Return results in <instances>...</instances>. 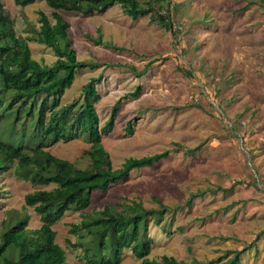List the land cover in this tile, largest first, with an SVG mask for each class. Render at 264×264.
<instances>
[{"label": "rangeland", "instance_id": "1", "mask_svg": "<svg viewBox=\"0 0 264 264\" xmlns=\"http://www.w3.org/2000/svg\"><path fill=\"white\" fill-rule=\"evenodd\" d=\"M1 3L25 38L40 29L39 12H53L45 2ZM157 11L170 17L172 30L151 15L133 20L120 5L91 16L60 11L78 60L99 65L76 75L62 104L78 99L91 78L102 76L95 106L103 127L115 104L141 87L137 97L123 99L115 129L103 137V145L115 169L129 158L168 150L171 155L132 171L107 192H94L88 209L67 212L53 226L56 242L69 264H86L72 225L81 224L83 215L108 206L121 210L120 204L135 200L148 209L162 203L173 213L165 220L171 234L151 222L150 259L169 256L193 264L225 261L229 252L243 251V264H264V0H165ZM29 46L41 63L57 60L51 48L33 41ZM130 66L145 73L137 77ZM177 144L192 151L175 152ZM89 148L81 138L48 150L86 169ZM52 188L18 180L13 170L0 176V232L6 231L5 223L22 217L29 230L40 228L41 218L26 206L25 197ZM7 256L18 259L19 251ZM121 264L143 263L126 249Z\"/></svg>", "mask_w": 264, "mask_h": 264}, {"label": "trees", "instance_id": "2", "mask_svg": "<svg viewBox=\"0 0 264 264\" xmlns=\"http://www.w3.org/2000/svg\"><path fill=\"white\" fill-rule=\"evenodd\" d=\"M165 0H16L26 7L45 2L51 16L39 12L40 29L34 36H19L13 20L0 0V176L13 170L18 180L34 187L54 186L51 190H36L26 195L25 204L40 216L42 226L29 230L27 218L8 225L0 232V264H69L66 251L56 242L53 226L70 211H84L92 202L94 192H107L113 185L127 179L134 170L149 168L167 159L171 150L140 159L129 158L115 169L103 137L110 135L116 124L123 99L137 97L142 88L121 98L114 106L107 123L100 127L96 103L101 100L97 85L102 76L91 78L82 95L63 105L65 92L76 75L87 68H98L95 63L78 60L69 36V23L60 11L91 16L120 5L133 20L151 15L154 22L166 30L173 23L168 15L157 11ZM29 41L51 48L57 57L52 65L32 57ZM114 50H125L111 46ZM129 69L142 77L134 66ZM127 130L133 134L129 123ZM83 139L90 145L84 152L90 164L86 169L54 156L48 149L58 143ZM175 152H191L177 144ZM199 148H196L197 151ZM173 152V151H172ZM3 191L0 189V199ZM193 198V197H192ZM192 198L187 204H192ZM121 210L106 207L103 211L83 215L81 224H73L71 233L78 235L84 248L86 264H121L124 251L131 250L143 264H187L174 257L150 259L152 240L148 236L151 222L171 234V208L160 203L158 209H148L143 203L131 201L120 204ZM168 217V218H169ZM10 250L19 251L18 259L8 258ZM243 251H231L209 262L193 264H243Z\"/></svg>", "mask_w": 264, "mask_h": 264}]
</instances>
